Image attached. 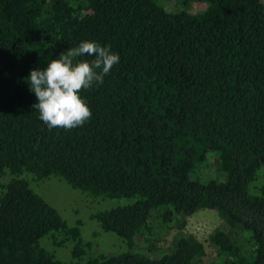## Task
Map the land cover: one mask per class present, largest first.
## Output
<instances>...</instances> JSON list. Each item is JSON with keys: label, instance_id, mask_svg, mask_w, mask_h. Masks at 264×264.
<instances>
[{"label": "trees", "instance_id": "obj_1", "mask_svg": "<svg viewBox=\"0 0 264 264\" xmlns=\"http://www.w3.org/2000/svg\"><path fill=\"white\" fill-rule=\"evenodd\" d=\"M190 1L202 8L0 0V264H264V181L248 188L259 170L264 178V0ZM84 40L110 45L119 63L79 93L87 123L50 130L25 78ZM207 151L220 178L190 177ZM23 173L55 175L92 198L133 197L90 214L125 249L81 258L79 227ZM198 208L221 219L207 262L203 243L181 230ZM172 227L157 254V231ZM42 236L71 240V259Z\"/></svg>", "mask_w": 264, "mask_h": 264}, {"label": "rangeland", "instance_id": "obj_2", "mask_svg": "<svg viewBox=\"0 0 264 264\" xmlns=\"http://www.w3.org/2000/svg\"><path fill=\"white\" fill-rule=\"evenodd\" d=\"M155 1L171 10L185 8L188 11H195L202 8L200 2H196L195 4V2L190 0L187 2L183 0ZM210 156V151H207L206 160L196 165L194 169L189 172V176L198 178L202 181L210 178H220L221 174L216 170V164L209 161V159H211ZM21 176L28 180L29 187L52 205L68 224H76L79 227L81 239L88 242V247L81 258L99 252L113 253L123 248L125 249L121 237L111 231L103 230L97 222L90 217V214L96 210L129 202L133 197L92 198L78 188L71 187L63 179L55 175H50L41 179H33L30 173H23ZM262 181H264V178H262L261 171L259 170L256 178L248 184V188L252 189V185H258ZM220 222V217L216 210L212 208H198L193 213L186 216L185 224L181 230L194 234V236L203 243V262H207L214 257V249L207 241V236L215 226L220 224ZM157 232L160 234L156 241V250L158 254L168 247L176 232V228L172 227L164 232ZM46 238L48 237L42 236L40 242L47 249L52 251L55 256L63 260L71 259V240H65L61 245H55L50 240L47 242L45 240ZM45 241L47 242L46 244ZM136 244L140 245L138 238L136 239ZM139 247L142 248V246Z\"/></svg>", "mask_w": 264, "mask_h": 264}, {"label": "clouds", "instance_id": "obj_3", "mask_svg": "<svg viewBox=\"0 0 264 264\" xmlns=\"http://www.w3.org/2000/svg\"><path fill=\"white\" fill-rule=\"evenodd\" d=\"M94 57L90 62L81 57ZM120 57L110 45L84 40L67 48L44 68L31 69L25 78L29 91L35 94L32 108L39 119L51 130H71L87 123L92 113L79 93L93 85L102 84Z\"/></svg>", "mask_w": 264, "mask_h": 264}]
</instances>
